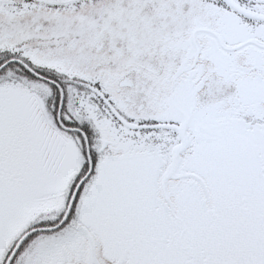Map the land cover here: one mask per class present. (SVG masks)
<instances>
[{"label":"snow or ice","instance_id":"6c2138e0","mask_svg":"<svg viewBox=\"0 0 264 264\" xmlns=\"http://www.w3.org/2000/svg\"><path fill=\"white\" fill-rule=\"evenodd\" d=\"M0 264H264V0H0Z\"/></svg>","mask_w":264,"mask_h":264}]
</instances>
